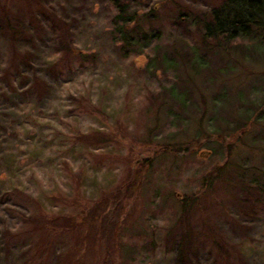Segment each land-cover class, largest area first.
<instances>
[{
  "label": "rangeland",
  "instance_id": "1",
  "mask_svg": "<svg viewBox=\"0 0 264 264\" xmlns=\"http://www.w3.org/2000/svg\"><path fill=\"white\" fill-rule=\"evenodd\" d=\"M224 2L0 0V264H264V32L207 37Z\"/></svg>",
  "mask_w": 264,
  "mask_h": 264
},
{
  "label": "trees",
  "instance_id": "2",
  "mask_svg": "<svg viewBox=\"0 0 264 264\" xmlns=\"http://www.w3.org/2000/svg\"><path fill=\"white\" fill-rule=\"evenodd\" d=\"M120 9V12L112 22V27L114 28L115 35L118 37V41L127 47L129 43L127 28L136 23L137 15L128 14L127 8L124 6H121ZM202 26L206 36L216 41L223 39L225 42H228L237 38H249L253 40L263 37L264 0H225L223 5L211 12L210 17L206 21H202ZM76 54L79 61L92 60L91 55ZM139 57H142V55L136 58V62ZM100 134L98 132L97 135ZM179 151L181 150H172V153ZM167 152H171V150H167ZM188 206V200L186 198L181 199L179 207L188 210ZM65 217L58 216V220ZM73 231H75V228H73ZM179 258L180 264H183L185 259L183 248L180 250Z\"/></svg>",
  "mask_w": 264,
  "mask_h": 264
},
{
  "label": "water",
  "instance_id": "3",
  "mask_svg": "<svg viewBox=\"0 0 264 264\" xmlns=\"http://www.w3.org/2000/svg\"><path fill=\"white\" fill-rule=\"evenodd\" d=\"M143 58H144V57H139V58L137 59V61H138V60L141 61Z\"/></svg>",
  "mask_w": 264,
  "mask_h": 264
}]
</instances>
